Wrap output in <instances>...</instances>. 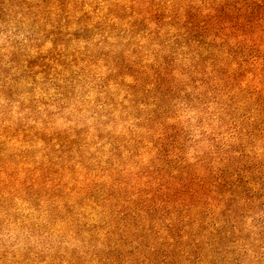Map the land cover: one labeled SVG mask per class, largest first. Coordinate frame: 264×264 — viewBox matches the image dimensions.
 <instances>
[{"label":"trees","instance_id":"trees-1","mask_svg":"<svg viewBox=\"0 0 264 264\" xmlns=\"http://www.w3.org/2000/svg\"><path fill=\"white\" fill-rule=\"evenodd\" d=\"M0 32V264H264V0H0Z\"/></svg>","mask_w":264,"mask_h":264},{"label":"rangeland","instance_id":"rangeland-1","mask_svg":"<svg viewBox=\"0 0 264 264\" xmlns=\"http://www.w3.org/2000/svg\"><path fill=\"white\" fill-rule=\"evenodd\" d=\"M3 37H4V34L2 32H0V43H2L4 41ZM97 121H98V119L97 120L96 119H92V120H89V123L92 124V123L97 122ZM63 122H65V121L62 120V119H60L58 121L59 124H62ZM108 128H117V129H119L120 127H119V125H116V124L115 125L114 124H110V125H108Z\"/></svg>","mask_w":264,"mask_h":264}]
</instances>
